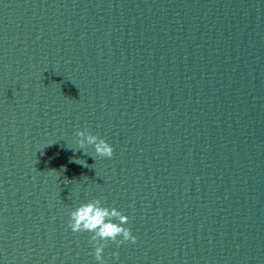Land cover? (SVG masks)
Instances as JSON below:
<instances>
[{
	"label": "water",
	"instance_id": "95a60500",
	"mask_svg": "<svg viewBox=\"0 0 264 264\" xmlns=\"http://www.w3.org/2000/svg\"><path fill=\"white\" fill-rule=\"evenodd\" d=\"M94 197L105 264H264V0H0V264H98Z\"/></svg>",
	"mask_w": 264,
	"mask_h": 264
},
{
	"label": "clouds",
	"instance_id": "9594fccd",
	"mask_svg": "<svg viewBox=\"0 0 264 264\" xmlns=\"http://www.w3.org/2000/svg\"><path fill=\"white\" fill-rule=\"evenodd\" d=\"M78 149L87 152V147L92 146L97 155L112 157L113 146L103 137L85 129L76 132ZM85 164L86 161L78 160ZM71 182V181H67ZM129 216L115 206L105 204L100 198L94 197L78 203L69 212L68 226L73 232H89L93 246V254L98 264H105L104 248L108 241L117 245L131 241L135 243L136 235L127 226ZM118 255V253H113Z\"/></svg>",
	"mask_w": 264,
	"mask_h": 264
}]
</instances>
